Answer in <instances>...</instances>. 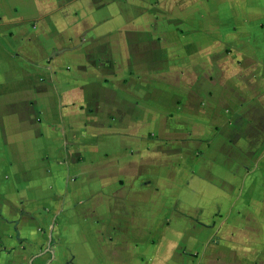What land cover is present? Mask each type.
<instances>
[{"label":"crops","instance_id":"obj_1","mask_svg":"<svg viewBox=\"0 0 264 264\" xmlns=\"http://www.w3.org/2000/svg\"><path fill=\"white\" fill-rule=\"evenodd\" d=\"M0 264H264V0H0Z\"/></svg>","mask_w":264,"mask_h":264},{"label":"rangeland","instance_id":"obj_2","mask_svg":"<svg viewBox=\"0 0 264 264\" xmlns=\"http://www.w3.org/2000/svg\"><path fill=\"white\" fill-rule=\"evenodd\" d=\"M163 38L167 39V32L165 34H163Z\"/></svg>","mask_w":264,"mask_h":264}]
</instances>
